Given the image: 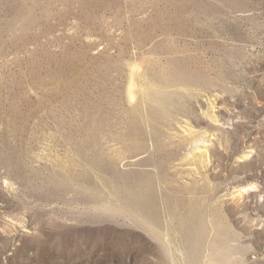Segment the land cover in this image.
I'll list each match as a JSON object with an SVG mask.
<instances>
[{
	"label": "rangeland",
	"instance_id": "1",
	"mask_svg": "<svg viewBox=\"0 0 264 264\" xmlns=\"http://www.w3.org/2000/svg\"><path fill=\"white\" fill-rule=\"evenodd\" d=\"M0 264H264V0H0Z\"/></svg>",
	"mask_w": 264,
	"mask_h": 264
}]
</instances>
